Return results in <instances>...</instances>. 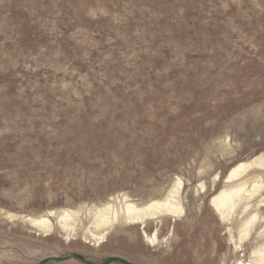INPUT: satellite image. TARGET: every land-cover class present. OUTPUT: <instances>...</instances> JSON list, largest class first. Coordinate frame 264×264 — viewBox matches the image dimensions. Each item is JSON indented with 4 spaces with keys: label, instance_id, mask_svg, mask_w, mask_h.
Returning <instances> with one entry per match:
<instances>
[{
    "label": "rangeland",
    "instance_id": "rangeland-1",
    "mask_svg": "<svg viewBox=\"0 0 264 264\" xmlns=\"http://www.w3.org/2000/svg\"><path fill=\"white\" fill-rule=\"evenodd\" d=\"M173 187L183 214L84 238L89 210ZM262 199L264 0H0V264L248 263ZM66 210L69 236L25 222Z\"/></svg>",
    "mask_w": 264,
    "mask_h": 264
},
{
    "label": "bare ground",
    "instance_id": "bare-ground-1",
    "mask_svg": "<svg viewBox=\"0 0 264 264\" xmlns=\"http://www.w3.org/2000/svg\"><path fill=\"white\" fill-rule=\"evenodd\" d=\"M256 166H258L256 159L236 165L229 171L225 178V182L230 183L238 172H245ZM176 187L179 189V187H181V182H178ZM176 187H173L161 199L151 200L144 204H135L126 197H123V205L119 208H115L110 204H105L100 208L89 210L88 213L92 214V221L87 228L88 233L87 235H84V238L94 240V242H103L104 238L108 234L109 229L115 224L124 223L132 226L138 225L142 229L148 220L156 221L162 216H170L174 218L177 215L183 214V209L177 199L178 191ZM257 190L258 187L254 184L251 189L246 191L239 187V189H236L234 192L235 195H239L236 199H233L231 192L224 190L218 195L212 197L209 201V205L217 212H220L225 208H228V211L234 212L235 207L241 201H248L249 199L254 198V196H256ZM244 194H246V196H244ZM241 211L242 214H246V217H244L245 219H243V222H241L242 224L239 228L240 238L237 242L232 240L233 236L229 238L231 239V242H234L235 246L233 247L236 253L245 252L242 242L245 240L247 241L252 237V235L256 232V227L258 225L263 223L262 225L264 226V217H262V214H264V200L256 202L254 205H252L250 212L248 204H246ZM80 212L81 211L67 210L58 214L48 212L47 214L38 216L36 218H25V222L31 228L37 230L38 233L40 232L44 237L51 235L55 230H59L63 232V234L65 233L67 236H69L70 234H74L78 220L82 219ZM84 216H86V214H84ZM226 220L228 219L226 218ZM229 233L230 235L232 234L231 232ZM255 235L253 252L248 263H246V261L243 259H239L235 264H264V231L257 232ZM242 257H245V255Z\"/></svg>",
    "mask_w": 264,
    "mask_h": 264
}]
</instances>
